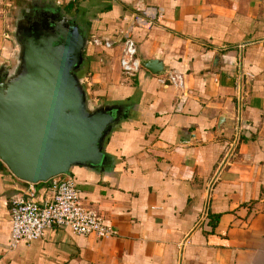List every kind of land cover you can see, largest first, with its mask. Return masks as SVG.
<instances>
[{
	"label": "crops",
	"instance_id": "obj_1",
	"mask_svg": "<svg viewBox=\"0 0 264 264\" xmlns=\"http://www.w3.org/2000/svg\"><path fill=\"white\" fill-rule=\"evenodd\" d=\"M44 1L78 5L92 36L115 41L135 13L163 10L133 37L141 62L164 73L128 79L120 45L90 46L94 101L126 104L130 117L108 146L113 172L73 174L117 236L61 229L12 248L11 198L33 190L43 202L51 181L27 184L0 160V264H264V0ZM12 3L0 0V65L13 52ZM172 72L181 86L160 82Z\"/></svg>",
	"mask_w": 264,
	"mask_h": 264
},
{
	"label": "water",
	"instance_id": "obj_2",
	"mask_svg": "<svg viewBox=\"0 0 264 264\" xmlns=\"http://www.w3.org/2000/svg\"><path fill=\"white\" fill-rule=\"evenodd\" d=\"M12 26V55L0 65V160L19 180L37 185L83 168L110 174V138L130 117L126 104L96 103L86 71L90 30L56 5L35 6ZM34 17H30L33 16ZM155 76L162 61L141 62Z\"/></svg>",
	"mask_w": 264,
	"mask_h": 264
},
{
	"label": "built area",
	"instance_id": "obj_3",
	"mask_svg": "<svg viewBox=\"0 0 264 264\" xmlns=\"http://www.w3.org/2000/svg\"><path fill=\"white\" fill-rule=\"evenodd\" d=\"M163 19V10L146 7L134 14L127 26L120 31L117 41L94 35L90 38V46L113 49L120 45L121 71L126 78L133 79L142 69L133 33L137 29L150 31L161 25ZM11 36V30L6 29L3 38L10 41ZM84 82L91 89L92 83L88 78ZM160 82L179 87L182 85V76L172 72ZM50 181L52 192L43 202L36 201V192L33 190L11 198L12 248L22 242L43 239L48 231L61 229H69L75 235L96 237L100 240L117 236V231L106 223L100 211L83 198L72 177L59 176Z\"/></svg>",
	"mask_w": 264,
	"mask_h": 264
},
{
	"label": "rangeland",
	"instance_id": "obj_4",
	"mask_svg": "<svg viewBox=\"0 0 264 264\" xmlns=\"http://www.w3.org/2000/svg\"><path fill=\"white\" fill-rule=\"evenodd\" d=\"M13 3L11 4V7H7V9L8 10H10L9 11V14L7 13V19L9 20L8 22V24H7V29L9 28L10 30H12V26H13V24H14V19H15V16H16V13H17V11H18V7H19V5H18V3H20V0H11ZM59 7V6H58ZM61 8H63L62 10H64V11H66V9L64 8L65 7V5H61L60 6ZM78 9L80 10V8L78 7V5L77 6H74L73 7V9H72V11H70V12H68V11H66V12H68L70 15H72V16H76V15H78L77 13H78ZM11 41V40H10ZM15 62L13 61V60H9L8 61V64H10V65H13ZM89 72H87V71H84L83 73H82V78L83 79H85V78H88V80H89V82H92L93 83V74H89ZM96 81V80H95ZM99 85H97V84H93L92 86H91V89L93 90H89L90 92H92L91 93V95H90V98L94 101V90H96V89H98L99 87H98ZM87 87V86H86ZM88 88V87H87ZM99 104V103H98Z\"/></svg>",
	"mask_w": 264,
	"mask_h": 264
},
{
	"label": "flooded vegetation",
	"instance_id": "obj_5",
	"mask_svg": "<svg viewBox=\"0 0 264 264\" xmlns=\"http://www.w3.org/2000/svg\"><path fill=\"white\" fill-rule=\"evenodd\" d=\"M18 5H19L18 11H20L21 12V15H23V16H29L30 14L27 11L29 9H31V8H34L35 6H40V7H44V8H46V7H52L53 6V5L52 6L51 5H48L47 2L46 1L43 2V0H20V3H18ZM60 9H63V8L60 7ZM66 11H68V10H66ZM68 12H70V11H68ZM34 16L35 15L30 16V17H34ZM74 17L76 18L75 20L77 21V23L82 28H84L85 31L90 30L88 24H83L81 22V20H82L81 17H79L78 15H76Z\"/></svg>",
	"mask_w": 264,
	"mask_h": 264
},
{
	"label": "trees",
	"instance_id": "obj_6",
	"mask_svg": "<svg viewBox=\"0 0 264 264\" xmlns=\"http://www.w3.org/2000/svg\"><path fill=\"white\" fill-rule=\"evenodd\" d=\"M72 6H73V5L70 4V5L66 6L65 9L68 10V11H72V9H73ZM77 14H78L79 17L82 18L81 22H82L83 24H88V25L90 26L89 21L86 20V18H85L84 15H82L83 13H82L81 10L78 9V13H77ZM86 71L89 72V73H91V72L93 71V68L91 67V63H87ZM88 91H89V89H88ZM89 93H90V95H91V92H90V91H89ZM94 98H95V95H94ZM120 128H121V127H120ZM118 134H119V133H118V130H117V132L111 136L110 141H109V143H108V146H111L112 143H116V142H117V139L119 138ZM72 178L74 179V181H75L76 184L78 185V180H77V178L75 177L74 174H73ZM82 196H83V195H82ZM216 223H217V220L215 221V223L212 224V228H213V230H214V228H215Z\"/></svg>",
	"mask_w": 264,
	"mask_h": 264
}]
</instances>
